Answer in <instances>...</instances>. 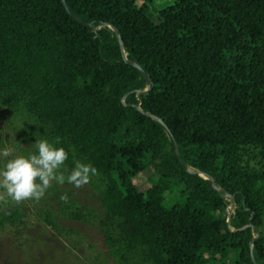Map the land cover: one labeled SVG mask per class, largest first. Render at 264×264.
Returning <instances> with one entry per match:
<instances>
[{
    "label": "trees",
    "instance_id": "obj_1",
    "mask_svg": "<svg viewBox=\"0 0 264 264\" xmlns=\"http://www.w3.org/2000/svg\"><path fill=\"white\" fill-rule=\"evenodd\" d=\"M65 1L90 28L62 0H0V111L31 150L65 148V175L97 169L100 213L53 182L41 222L93 223L114 264H264V0ZM27 218L7 202L0 231Z\"/></svg>",
    "mask_w": 264,
    "mask_h": 264
},
{
    "label": "rangeland",
    "instance_id": "obj_2",
    "mask_svg": "<svg viewBox=\"0 0 264 264\" xmlns=\"http://www.w3.org/2000/svg\"><path fill=\"white\" fill-rule=\"evenodd\" d=\"M175 0H153L154 11L174 4ZM23 122L20 118L0 111V151L8 150L11 155H28L31 150L23 138ZM10 157L0 156V169H3ZM3 191V190H0ZM56 191V189H54ZM67 194L69 199L79 202V206L100 213V205L96 194L89 184L81 188L65 182L59 192ZM48 199H55L51 194ZM178 193L172 194L168 202L174 204L181 201ZM8 202H13L9 199ZM24 210L29 212L26 227L22 230L20 239L13 234L0 231V264H114L106 255L103 239L97 227L93 224L80 223L65 218H58L59 224L65 230L59 235L40 220L42 200L32 199L21 202ZM61 203V202H60ZM64 205V202H62ZM56 213L61 208L54 204ZM0 208L5 209V203L0 202ZM233 214L235 206H229ZM230 264V261L229 263Z\"/></svg>",
    "mask_w": 264,
    "mask_h": 264
},
{
    "label": "clouds",
    "instance_id": "obj_3",
    "mask_svg": "<svg viewBox=\"0 0 264 264\" xmlns=\"http://www.w3.org/2000/svg\"><path fill=\"white\" fill-rule=\"evenodd\" d=\"M35 152L28 155H11L8 150L0 151V156L10 157L3 169H0V202L9 199L17 204L25 200L39 201L53 182L63 185L65 182L75 188H81L90 182V177L97 174V169L90 163L76 161L71 171L65 175L62 171L68 160V152L57 147L46 138L36 139ZM61 201L67 202L68 195L62 194Z\"/></svg>",
    "mask_w": 264,
    "mask_h": 264
},
{
    "label": "water",
    "instance_id": "obj_4",
    "mask_svg": "<svg viewBox=\"0 0 264 264\" xmlns=\"http://www.w3.org/2000/svg\"><path fill=\"white\" fill-rule=\"evenodd\" d=\"M62 2H63V4L65 5L66 10H67V12L69 13V15H70V16H71V17H72L77 23L83 25V26L86 27V28H90L89 25H86L84 22H82L80 19H78L77 17H75V16L71 13V11L69 10V8H68L67 5H66V1H65V0H62ZM110 28L116 32V34L118 35V37H119V39H120V42L122 43V40H121V37H120L119 32H118L114 27H111V26H110ZM126 61H127V63L132 64V65L135 66L137 69H139V70L141 71V73L143 74L144 78H145L147 81L149 80L148 76H147L146 73L143 71V69L139 66V64H137V63H132V62L128 61L127 59H126ZM148 91H149V88H147V90H145L143 93H147ZM175 151H176V155H177L178 158L180 159V162H181V164L183 165V167H184L185 169H187L189 172L198 173V174L200 175V177H202L204 180H206L210 186H212L213 188L217 189V190H218L223 196L229 198V196H228L226 193H224V192H223V191L217 186V184L215 183V181H214L210 176H208V175H206V174H204V173L198 172V171H192L190 168H188V167L185 165V163L183 162V160H182V158H181L180 150H179L178 145H177L176 142H175ZM230 202H231V205H235V201H234V199L231 198V199H230ZM253 232H254L255 236H254V238H253V240H252V245H254V242H255L256 238L258 237V234H257L256 229H253Z\"/></svg>",
    "mask_w": 264,
    "mask_h": 264
}]
</instances>
